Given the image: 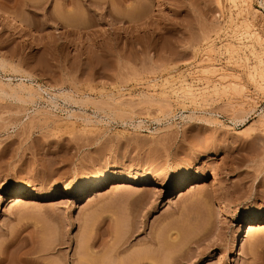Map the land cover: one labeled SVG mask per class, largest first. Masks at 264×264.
<instances>
[{
    "label": "rangeland",
    "instance_id": "374dc122",
    "mask_svg": "<svg viewBox=\"0 0 264 264\" xmlns=\"http://www.w3.org/2000/svg\"><path fill=\"white\" fill-rule=\"evenodd\" d=\"M262 1L0 0V264H264Z\"/></svg>",
    "mask_w": 264,
    "mask_h": 264
},
{
    "label": "bare ground",
    "instance_id": "6f19581e",
    "mask_svg": "<svg viewBox=\"0 0 264 264\" xmlns=\"http://www.w3.org/2000/svg\"><path fill=\"white\" fill-rule=\"evenodd\" d=\"M262 3H264V0L262 1ZM1 17L7 18L6 20H8L9 22L15 23L16 25L20 24V22H19L20 20L16 19V17L12 16V14L10 15V14L3 13L0 11V18ZM258 34H256V35H258ZM257 42H259L260 43L259 46H261V53L259 54L258 62L260 63L259 65L264 66V64H263L264 63V43L263 42L261 43L260 41H257ZM255 66L257 67V65H255ZM258 68L260 69L259 66H258ZM253 72L259 73V71H253ZM254 74H252V75L254 76ZM260 77L262 79H264V68L263 67L260 70ZM253 79H255V78H253ZM236 84L237 83H234L233 86L235 87ZM68 96H70V95H68ZM188 116H191V115H188ZM137 182L138 181L135 180L134 178H124V179L116 180L115 178H112V177H103V178L97 179L91 183H83V184H81L75 188L65 187L64 189H62L60 191L53 192L52 196L55 198L56 197L62 198L63 200L76 198V199H79L82 201V199L86 200L88 198L89 194L105 188L108 184H112L111 185L112 187H124V186H127L128 184H135ZM142 184L147 188H159V187L162 188V187H166V186H171V188L174 192L173 194H175V193H181L187 186H190V188H195V189L196 188H202L203 186L206 187V185L210 186V187L211 186H217L218 181L215 182L214 180H212V181L208 182L204 178H202L199 174H194L190 177H184L174 184H171L169 182V180H167L166 178H163V177L144 178L142 180ZM182 187H184V188H182ZM0 191L2 193H6L13 200H18V201L34 200L35 198H37L39 196V192L37 190H29L26 188H8L7 184L2 179H0ZM216 194H220V197H221L220 202L225 207L226 217L228 219H231V220H235V219L237 220L238 217L235 215V213L227 211L228 207L230 206V201H229L228 197L224 193H222V191L219 188L216 190ZM263 225H264V214L260 213V214H255V215H246V216H243L241 221L238 223L236 231H237V234L239 235V234H242L243 232H245L246 230L253 231V230L260 228ZM173 238H176V237L174 236ZM236 240H237V238L234 241V245H233L234 247L237 245ZM147 243L148 242H146L144 244V246H147ZM148 252L147 251H144V252L140 251L136 256H133V258H131L129 260L128 264H159L157 261L158 257H153L152 254L149 255ZM120 260H122V259H120ZM124 263H125L124 260L120 261V264H124Z\"/></svg>",
    "mask_w": 264,
    "mask_h": 264
},
{
    "label": "built area",
    "instance_id": "2783aa9c",
    "mask_svg": "<svg viewBox=\"0 0 264 264\" xmlns=\"http://www.w3.org/2000/svg\"><path fill=\"white\" fill-rule=\"evenodd\" d=\"M262 9H263V13H264V7Z\"/></svg>",
    "mask_w": 264,
    "mask_h": 264
}]
</instances>
